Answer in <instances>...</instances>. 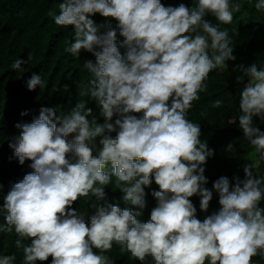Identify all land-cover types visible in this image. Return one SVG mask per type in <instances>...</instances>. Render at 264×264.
Listing matches in <instances>:
<instances>
[{"label": "clouds", "instance_id": "1", "mask_svg": "<svg viewBox=\"0 0 264 264\" xmlns=\"http://www.w3.org/2000/svg\"><path fill=\"white\" fill-rule=\"evenodd\" d=\"M193 3L189 8L161 0H61L59 14L50 13L57 26L72 27L66 53L95 57V63H84L92 78L82 95L95 101L104 121H90L92 109L79 101L70 113L60 116L41 107L30 123L15 125L18 135L9 147L20 165L31 161L34 171L3 197L0 232H15L22 264H113L105 253L114 243L140 264H149V257L153 264L264 260V176H255L248 164L244 179L233 177L231 183L221 176L211 190L205 187L204 165L214 150L201 141L199 124L188 119L193 102L207 90L209 74L237 59L229 30L221 26L232 23L242 3ZM254 7L264 12V0ZM96 14L107 18L105 23L91 18ZM120 48L126 49L123 55ZM32 58L29 53L10 67L25 71L22 65ZM233 71L249 81L240 92L239 128L264 158V131L254 125V118L264 120V67L240 64ZM25 83L29 91L44 87L35 72ZM221 105L218 99L212 107ZM109 165L112 175L105 171ZM113 176L123 193L114 194L116 205H102L97 201ZM153 182L159 186L151 192L157 203L150 219L141 222L145 189ZM213 191L221 207L201 221L190 198L199 196V208L207 212ZM123 194L134 208L120 207ZM81 197L91 201L92 214L73 208ZM16 260L15 253L0 254V264Z\"/></svg>", "mask_w": 264, "mask_h": 264}, {"label": "trees", "instance_id": "2", "mask_svg": "<svg viewBox=\"0 0 264 264\" xmlns=\"http://www.w3.org/2000/svg\"><path fill=\"white\" fill-rule=\"evenodd\" d=\"M61 0H0V206L3 205V197L10 190L12 184L23 179L24 175L34 170L29 167L31 161L20 165L14 157V150L9 143L14 142L18 135L15 125L19 122L30 123L33 117L38 116L41 107L54 108L57 115L70 113L79 101H83L86 107L92 109L91 121L97 119L103 123L100 109L89 96L82 95L85 92L91 74L84 63L91 60L95 63V57L82 51L79 58L66 53L64 49L73 40L72 27L57 26L50 13L59 14L58 5ZM165 6H178L184 3L187 7L194 6L193 0H161ZM242 7L233 13L231 24L222 25L229 30L232 38L233 55L235 61H229V68L223 71L213 70L206 81L208 87L205 92L199 93L200 99L193 102V107L188 112V119L198 123L202 142H207L208 147L214 150V156L208 158L204 175L208 179L205 185L212 189L213 183L221 176L229 178L234 183L233 177L244 179V167L253 165V174L257 177L264 176V158L256 153L255 148L243 137L238 125L240 115V92L249 82L248 78L239 71H233L237 65L250 66L257 63L258 69L264 67V12L255 9L256 0H240ZM97 24L105 23L107 18L96 14L91 17ZM213 24L219 23L215 17H206ZM116 26V21H110ZM121 41L123 37H118ZM123 55L125 48L119 49ZM32 53V60L22 65L25 71L11 69V64L17 60H27ZM39 74L44 82V87L39 86L32 91L26 87V80L32 73ZM221 100L220 108H213L216 100ZM27 115H21V113ZM139 115V114H137ZM116 117H114L115 119ZM236 120V123H229ZM254 125L264 131V120L254 118ZM115 135V134H113ZM229 144L233 145L231 151L227 150ZM235 152L232 153V151ZM95 155V154H94ZM105 171L112 175L111 165ZM158 191L159 186L154 182L145 189L146 208L138 217L141 222L150 219L151 210L156 206V199L151 195L152 191ZM105 197L98 203L102 205L115 204L114 194H122L116 187V178L105 189ZM120 207L134 208L123 199ZM95 200V197L92 198ZM197 209V218L201 221L208 215L220 209L218 193L213 191V198L209 203L207 212L199 208L200 197L190 198ZM91 201L79 198L74 202L73 208L81 211H94L89 207ZM261 206H264L262 202ZM4 215L0 214V225H4ZM17 239L15 232H0V254H16V264H22L23 250L15 247ZM98 251V250H95ZM113 264H140L137 260L129 259L130 254L121 253L119 246L114 243L111 251L105 253ZM149 264H153L148 258ZM253 264H264L259 257L252 258ZM42 262L37 261V264ZM207 264V261H206Z\"/></svg>", "mask_w": 264, "mask_h": 264}, {"label": "rangeland", "instance_id": "3", "mask_svg": "<svg viewBox=\"0 0 264 264\" xmlns=\"http://www.w3.org/2000/svg\"><path fill=\"white\" fill-rule=\"evenodd\" d=\"M234 152H235V150H233ZM233 151H232V153H233Z\"/></svg>", "mask_w": 264, "mask_h": 264}]
</instances>
